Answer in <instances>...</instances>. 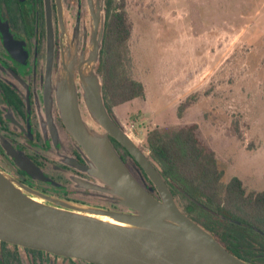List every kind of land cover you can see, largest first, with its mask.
I'll return each instance as SVG.
<instances>
[{"label": "rangeland", "instance_id": "1", "mask_svg": "<svg viewBox=\"0 0 264 264\" xmlns=\"http://www.w3.org/2000/svg\"><path fill=\"white\" fill-rule=\"evenodd\" d=\"M125 10L129 71L146 89L115 108L126 132L151 157V129L197 123L223 181L237 176L247 193L263 190L264 0H126Z\"/></svg>", "mask_w": 264, "mask_h": 264}, {"label": "flooded vegetation", "instance_id": "2", "mask_svg": "<svg viewBox=\"0 0 264 264\" xmlns=\"http://www.w3.org/2000/svg\"><path fill=\"white\" fill-rule=\"evenodd\" d=\"M108 9L109 0H0V171L45 203L52 204L50 198L122 210L102 201L105 193L87 187L98 181L65 123L59 96L63 80L72 73L83 119L106 132L86 106L83 77L94 70L107 110L123 127L117 106L105 95L103 43L98 60L91 62L94 36L98 40L103 33L104 41ZM108 136L130 171L136 177L147 175L130 151ZM258 256L251 258L260 264ZM0 264L95 263L0 240Z\"/></svg>", "mask_w": 264, "mask_h": 264}, {"label": "water", "instance_id": "3", "mask_svg": "<svg viewBox=\"0 0 264 264\" xmlns=\"http://www.w3.org/2000/svg\"><path fill=\"white\" fill-rule=\"evenodd\" d=\"M102 37L94 36L92 64L98 60ZM74 87L69 73L59 96L65 123L89 158L88 172L98 181L87 187L105 193L101 200L122 210L50 198L52 204L45 203L0 171V240L95 264H252L179 206L159 164L110 115L94 70L83 77L86 106L106 132L83 119ZM108 134L130 151L156 188L146 185L142 173L138 178L130 171Z\"/></svg>", "mask_w": 264, "mask_h": 264}, {"label": "trees", "instance_id": "4", "mask_svg": "<svg viewBox=\"0 0 264 264\" xmlns=\"http://www.w3.org/2000/svg\"><path fill=\"white\" fill-rule=\"evenodd\" d=\"M125 4L126 0H109L101 50L105 95L111 106L146 96L144 84L129 71L132 24ZM185 108L183 103L179 111ZM198 128L197 123L156 127L147 133L145 142L174 196L186 201L182 209L233 254L257 264L251 256L264 259V189L247 193L237 176L224 182L225 169L216 151L200 140Z\"/></svg>", "mask_w": 264, "mask_h": 264}, {"label": "bare ground", "instance_id": "5", "mask_svg": "<svg viewBox=\"0 0 264 264\" xmlns=\"http://www.w3.org/2000/svg\"><path fill=\"white\" fill-rule=\"evenodd\" d=\"M98 218H101V219H104V220H106V221H110V222H112V223H115V224H122V225H125V223H122V222H119V221H117V220H114V219H112V218H110V217H107V216H97Z\"/></svg>", "mask_w": 264, "mask_h": 264}]
</instances>
